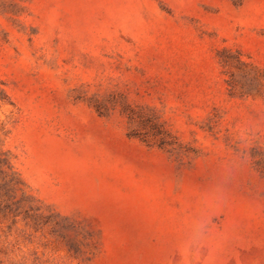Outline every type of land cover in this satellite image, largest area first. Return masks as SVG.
<instances>
[{"label":"rangeland","instance_id":"374dc122","mask_svg":"<svg viewBox=\"0 0 264 264\" xmlns=\"http://www.w3.org/2000/svg\"><path fill=\"white\" fill-rule=\"evenodd\" d=\"M0 264H264V0H0Z\"/></svg>","mask_w":264,"mask_h":264}]
</instances>
